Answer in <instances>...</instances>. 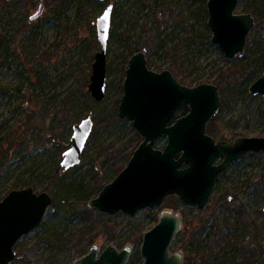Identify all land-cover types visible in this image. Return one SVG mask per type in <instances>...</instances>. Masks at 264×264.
Listing matches in <instances>:
<instances>
[{
  "label": "rangeland",
  "instance_id": "1",
  "mask_svg": "<svg viewBox=\"0 0 264 264\" xmlns=\"http://www.w3.org/2000/svg\"><path fill=\"white\" fill-rule=\"evenodd\" d=\"M206 1L0 0V200L13 188L32 186L58 201L46 208L36 228L17 240L18 257L9 264H71L75 248L84 254L93 243L100 250L108 243L129 245L125 264H140L143 233L162 209L182 216L170 249L182 253L183 264H264L262 151H248L221 171L201 209L185 206L171 194L160 207H145L134 215H98L94 210V227L79 213L97 210L88 206V199L99 183L116 176L126 152L142 139H134L132 122L117 113L131 56L125 55L128 48L133 53L143 50L150 68L169 69L189 86L202 81L217 85L225 69H240L230 83L218 87L221 102L227 103L220 104L206 132L229 142L238 136H264V98L248 91L264 73V0H238L234 12L251 13L254 25L242 55L232 58L210 40ZM110 2L114 7L106 47V89L95 101L88 83L100 49L96 18ZM39 5L41 14L30 18ZM87 116L93 125L81 160L65 170L59 182L54 173L64 172L60 161L70 144L72 125ZM164 143L162 139L157 146ZM239 206L245 209L242 216ZM91 235L94 241L89 244Z\"/></svg>",
  "mask_w": 264,
  "mask_h": 264
},
{
  "label": "water",
  "instance_id": "2",
  "mask_svg": "<svg viewBox=\"0 0 264 264\" xmlns=\"http://www.w3.org/2000/svg\"><path fill=\"white\" fill-rule=\"evenodd\" d=\"M238 0H207V26L212 43L225 57L242 55L249 29L254 25L251 13L234 12ZM114 3H108L96 18V37L100 49L94 54L88 89L95 101L106 89V47ZM42 5L31 14L36 18ZM123 93L117 113L132 122L142 138L123 168L106 182L87 202L100 212L119 211L134 215L145 207L157 208L168 195H177L181 204L203 208L221 171L248 151L264 152V136H238L231 142L215 140L206 132L208 121L221 104L218 86L209 81L186 85L169 69L154 70L147 65L143 50L131 54L124 71ZM252 95L264 98V73L248 88ZM182 104L186 113L177 115ZM90 116L72 125L70 144L63 150L60 166L68 170L79 164L92 130ZM164 139L162 147L157 141ZM53 197L32 186L13 188L0 200V264L16 258L17 240L42 221ZM264 210V207H263ZM179 212L162 209L155 224L143 233L139 254L141 264H183V255L170 246L181 228ZM131 247L108 243L100 250L93 243L71 264H125Z\"/></svg>",
  "mask_w": 264,
  "mask_h": 264
},
{
  "label": "trees",
  "instance_id": "3",
  "mask_svg": "<svg viewBox=\"0 0 264 264\" xmlns=\"http://www.w3.org/2000/svg\"><path fill=\"white\" fill-rule=\"evenodd\" d=\"M204 11H205V10H204ZM132 53H133V52H132V48H128V49H126V51H125V55H126V56H130ZM239 70H240V69H238V68H236V67H228L227 69H225V70L223 71V73L220 74V79L217 81V86H218L219 88H221L223 82H225V83H226V82H227V83H230V82L232 81L231 78H232V76L234 75V73H235V72H239ZM123 75H124V73H123ZM207 78H208V80H209L210 76L207 77ZM226 103H227V102L223 99L222 102H221V107H224ZM187 110H188L187 105H186V104H182V105L180 106V108H179V113H180V114L186 113ZM209 129L211 130V127H209ZM212 131H213V130H212ZM134 139L137 140V141H138V139H139L138 134L136 133V131L134 132ZM160 140H162V139H160ZM160 140H158L157 143L160 142ZM137 144H138V142H136L135 146H136ZM135 146H134L132 149H130L129 151L126 152V155H125L124 161H123L120 165H118V166L116 167V174H117V173L123 168V166L126 164L128 158H129L130 155L132 154V151H133V149L135 148ZM112 154H115V153L113 152ZM116 158H117V157H116ZM65 172H66V171L64 170V172H61V173H60L58 170H56L55 173H54V178H56L59 182H60V181H61V182L64 181V179H65ZM104 184H105V183H99L98 190L94 192V196L97 195V193H98L99 190L103 187ZM88 200H89V199H88ZM52 203H53V206H57V204H58L57 199L54 198L53 201H52ZM238 209H239V212H241L240 215H241V216L244 215V212H245L244 207H243V206H239ZM94 210L96 211V214H98V215H105V213L100 212L99 210H96V209H87V208H85L84 210H82V211L79 212V213H80L81 216H83L85 219H89V220H91V225H92V224L95 222V218L92 216V212H93ZM117 215H118V214H117ZM224 222H225V224H227V226L230 225V221H229V218H228V217H225ZM94 224H95V223H94ZM94 224L92 225V227H94ZM83 233H84V232H83ZM79 236H82V231L79 233V235H78L77 237H79ZM87 241L89 242V244L93 243V241H94V240H93V235H91L90 237H88ZM73 251H74V254H75L76 257H79V256L82 255V249H80V248H75ZM17 257H18V256H17ZM17 257H16V258H17ZM76 257H75V258H76ZM140 264H141V263H140Z\"/></svg>",
  "mask_w": 264,
  "mask_h": 264
},
{
  "label": "bare ground",
  "instance_id": "4",
  "mask_svg": "<svg viewBox=\"0 0 264 264\" xmlns=\"http://www.w3.org/2000/svg\"><path fill=\"white\" fill-rule=\"evenodd\" d=\"M131 247V246H130Z\"/></svg>",
  "mask_w": 264,
  "mask_h": 264
}]
</instances>
